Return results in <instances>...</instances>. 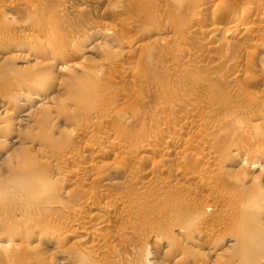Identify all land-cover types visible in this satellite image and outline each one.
I'll return each instance as SVG.
<instances>
[{"label": "bare ground", "instance_id": "obj_1", "mask_svg": "<svg viewBox=\"0 0 264 264\" xmlns=\"http://www.w3.org/2000/svg\"><path fill=\"white\" fill-rule=\"evenodd\" d=\"M31 1L0 0V264H264V0H191L193 7L186 5L192 18L180 39L162 36L171 32L170 17L161 20L165 27L158 19L140 33L143 28L139 32L135 22L121 17V0L116 5L98 0L109 2L120 18L104 25L108 40L109 31L120 38L117 46L111 36L118 54L105 61L88 59L95 53L90 43L100 36L98 28L78 25L79 32L69 36L40 19H8L17 7L35 9ZM173 1L180 9L187 0ZM80 3L61 0L58 10L87 11L95 0ZM61 14L49 19L57 23ZM12 22L23 29L21 37H28L16 39L19 46H10L5 34ZM70 23L63 27L72 28ZM150 33L171 47L175 62L168 64L167 74L181 77L202 66L211 72L194 71L191 85H204L212 73L237 82L248 101L240 100L241 109L232 116L219 115V105L212 103L216 95H208L204 106L195 99L196 91L189 97L176 88L169 106L143 112L116 108L131 98L119 87L95 81L96 90L109 87V95L92 91L81 77L70 80L78 64L66 65L68 58L84 57L93 74L105 62L117 66L132 58L142 47L141 37ZM195 33L207 36L202 46L198 43L201 51L185 46L187 35ZM155 49L147 46L145 57ZM119 73L132 75L136 84L135 67L124 66ZM65 74L67 82L55 79ZM73 81L77 96L66 103ZM232 88L226 97L238 94ZM55 89L64 95L59 103L49 95ZM65 104L64 111L78 119L65 116ZM197 111L202 115L193 117ZM139 116L143 123L137 129L132 123ZM56 129L67 138L55 137ZM81 141L84 149L77 147ZM239 155L252 170L262 168L261 178L253 176L254 170L249 180L234 175L232 160ZM132 160L138 165H130ZM174 194L186 202L153 204ZM156 216L164 222L151 221Z\"/></svg>", "mask_w": 264, "mask_h": 264}, {"label": "rangeland", "instance_id": "obj_2", "mask_svg": "<svg viewBox=\"0 0 264 264\" xmlns=\"http://www.w3.org/2000/svg\"><path fill=\"white\" fill-rule=\"evenodd\" d=\"M30 1L31 0H29V2ZM75 1L76 0H72L74 5H76V2H77L78 5H80V6L82 5L83 6V4L80 3L81 0H79V1L77 0L76 2ZM96 1L98 2V0H95V4L91 5L89 7V10H87V11L86 10H84V11L82 10V11H78L79 12L78 13L75 10L73 12V9L70 6H68L70 8L69 9L68 8L64 9V12H62L63 14H61V12L58 10L59 9L58 7L61 6L60 5L61 4V0H32L31 1V5L34 3L36 5V7H35L36 10L34 8H33V10L32 9L28 10L30 7H17V8H15V10L9 12V14L11 16L8 19L10 21L14 20L16 23L17 22H22L24 19H27V17H28V19H27L28 21H30L31 19H32L31 21H37L38 19H40L39 21H41V22H44V21L47 22L46 25L48 24L49 27H52L54 29L55 28L56 29H60V30L62 29L61 31H63V32H64V30H66L65 33L67 32V34L69 36L74 35V34L79 32L78 31V25H79V28H83V27L86 28V29H88L90 27H92L93 29H97L98 28L97 30H99L100 36L97 39L92 40L93 42L90 43V46H92V45L94 46V50L95 51L94 50L93 51L95 53L92 54L91 58H88V59H90V60L93 59V60H97V61H105V59L107 57L109 59H111L110 57H113V54L116 52V50L118 51V47H113V45L115 46L116 43L112 40L111 36L114 35L115 37L113 36V38H114V40H116V39H118L119 32H117L118 36H117L115 31L114 32L113 31L107 32V33H109V35L112 34L109 37L111 40H108V38H106L105 35H103L104 32H105L104 31V28H105L104 25L106 24L107 21L115 20V22H118V20L120 18H115L114 13L112 11V8H110V6L114 5V3L116 5V1L117 0L116 1L112 0L111 3H110L111 5L109 4V2L97 3ZM140 1L139 0H121L120 1L121 3H123V6L120 7L121 9H123L122 10L123 14H121V17L126 18V19H130V20L133 21V23L135 22V24H134L135 25V30L140 32V31H142L143 27H145L147 29L148 28L147 26H148L149 23H152L153 21L158 23L159 22L158 19L160 20L159 23L161 24V25L160 24L159 25L162 26V24H163V26H164V24H165L164 20H166L167 17L168 18L170 17V18H172L171 19L172 21H171L170 26H168V27L170 28L169 32L170 31L171 32L170 33H164L162 36L164 37V36H168V35H174L177 38L178 35H179V37L181 35H183L182 34V33H184L183 32L184 31L183 28L186 27V24L189 22V21L187 22V20H190V18H192V16L190 17L191 13L193 12V11H190L191 7H193V5H190V4H192V3H190V2H192L191 0H187V1L185 0L187 3L184 1L185 3L182 6V8H180V9L175 5L174 1L172 2V0H142L141 2ZM226 1L228 3L233 2L232 0H226ZM121 3H120V5H121ZM186 4H188L191 7H189ZM37 5L39 6L38 9H37ZM184 6H186V8ZM187 6H188V8H187ZM65 10H67V12ZM31 11H32V13H31ZM152 11H156V13L155 12L153 13ZM47 13H48V15H47ZM55 13L63 15V19H61L62 21L60 20L57 23L51 22V20L49 19V16H50V14L56 15ZM42 14L43 15L46 14V15H44L45 17L41 16ZM64 14H65V17H64ZM32 15H33V17H32ZM161 16L164 19H160ZM14 17H15V19H14ZM24 17H26V18H24ZM47 19H49V20H47ZM161 20L164 21V22H162ZM173 20H174V22H173ZM69 21H71V23ZM176 21H177V23H176ZM72 22H73V24H72ZM185 22H187V23H185ZM203 22L207 23L208 19H206V20L204 19ZM16 23L15 24H13V22L11 23V28H10V29H12L11 31L8 30L7 31L8 33L6 31H4V33L6 32L5 34L7 35V37L11 38V40L9 42L10 46H13V45L19 46L17 43H15L16 39H17V41L20 40L19 38L22 39L23 37L25 39H28V37H26V35L25 36L23 35L21 37V35L19 34L21 30L23 31V29H15L14 28V27H16L15 25H17ZM69 23L71 25H73L74 27L77 26V28L76 27L74 28L73 26H71L72 28H68V29L63 27V26H66L67 24L69 25ZM17 28H18V26H17ZM138 28H140L141 30H139ZM75 29H77V30H75ZM146 29L143 28V32H140V33H144V30L146 31ZM67 30H69V31H67ZM181 30H182V32H181ZM176 31L179 32V34L178 33L174 34V33H176ZM9 32H10V35H9ZM110 32H111V34H110ZM113 33H115V34H113ZM171 33H173V34H171ZM46 35H48V34L47 33H43V37H46ZM147 35L141 37V41L139 42V46H142V47L141 48L139 47V49H137V51L134 53V56L132 58H129V59H126V60L123 59L121 61L122 64L121 65H117V66L111 65L110 62H109V65H108V62H105L103 64V70H100V71L98 70L99 72L97 71V72L93 73L95 75H93L90 72V70H89L90 64H88L89 61L84 59V57H80L79 58V57H75L74 56V57H72V59L68 58L67 60H65L66 63L64 62L66 65H69V64H72V63L73 64L74 63L78 64V66L75 67L72 70L73 73H74V76L70 77V80L72 78L81 77L82 82L84 84H86V86H88L91 89H93L92 91L96 90V86L94 87L93 85L95 84V81L97 82L98 80L105 81L107 83V86H109V87L110 86L111 87H113V86L114 87H119V88H121V90H123V92L125 91V93L127 94L128 98L129 97H131V98L133 97V98L132 99L131 98L128 99L130 102L129 101L128 102L127 101L126 102L123 101L124 102L123 104H121L119 102V106H117L116 108H118V107H120V108L121 107L122 108H124V107L130 108L131 107L130 109H133V108L139 109L140 108V110L144 109V110H142L143 112L144 111H149V110H154L156 108V106H158V104H159V106H162V105L163 106H167V105L169 106L171 103L174 102V98L171 95L172 94L171 91L176 89V88L179 89V90L180 89L184 90V92H186V94L188 96L190 95L189 97H191V94L193 93V91H196V94H195L196 96H194L195 99L197 98V100L199 99V101H203V102L204 101L206 102V100H204V99H206V97L208 95H213V96L214 95H216V96L218 95L217 97L219 99H220V97L223 98V96H224L222 101H220L221 99L220 100L218 98L216 99V96H214V98H215L214 102L215 103L212 102L216 108H217V105H219V107H218L220 109L219 115L226 114L228 116H232L235 112H237L239 109H241V108H239V105H238V102L240 100H242L244 102L248 101L247 93H244V92L242 93V91L240 92L239 84L237 82L235 83V82H229L228 80H224L223 81L221 79L220 80L216 79V77L211 76L212 73L208 75V78H209L208 81L209 82L207 81L208 82V83L206 82L207 84L205 83L204 85H191V83L189 82V78L193 74L194 71L203 72L204 74L211 72V71L206 72V70L202 66H200L201 68H198L197 66H194L191 74L189 73V74H186V75H182L181 77L172 76V75L167 74L168 73L167 69H168L169 65L170 66L173 65L174 63H172V62H175V61H173L174 59L172 58L173 57V52L171 50L170 45L166 46L164 44L163 40H160L161 39L160 37H162L160 35H157L155 33H150V34H147ZM190 35H192V34H190ZM13 38H14V41L12 40ZM55 38L58 39L59 41L61 40V37H59L60 39L57 36ZM187 38L188 39H187L186 43L188 45H185V46H191L192 50H196V49L197 50H200V49L202 50V48L200 46H202L201 45L202 41L206 40L205 38H207V36L202 34V33H200V34L199 33H195V34H193V36L187 35ZM121 39H125V38L122 37ZM116 42H117V46H118V43L120 42V38H119V40H116ZM160 42H163V43L161 44ZM63 43H65V41H63ZM140 43H141V45H140ZM198 43H199L200 46L198 45ZM9 45H6V46H9ZM61 45H63V44H61ZM34 46H41V44L34 45ZM64 46H68V45L64 44ZM147 46H152V47L156 48L158 51L155 49L152 54L151 53L148 54V55L146 54L148 57L147 56L145 57V53H146L145 49H146ZM160 46H161V48H160ZM114 49H115V51H114ZM40 50H42V49H40ZM117 54H118V52H116L114 55H117ZM57 56H59V54H57ZM40 57L41 56H39L37 58L39 59ZM137 60L139 61V63H138ZM153 61L156 63L155 65H154ZM205 62H208V59H206ZM127 65H129V66L131 65V66L135 67L136 69H138L137 78L138 79L141 78V80L137 79L136 84H137V82L140 81L137 84V86H136V84H134V81H135L134 78L135 77H133L132 75L129 74V75L120 76L119 70L122 69L124 66H127ZM220 70H222V68L218 69L219 72H220ZM55 76H56L55 79L59 78V79H63L65 82L68 81V80H66V78L68 76L66 74L61 76V77H59L58 75H55ZM74 83H75V81L72 82V84H73V85H71L72 92L69 93L71 96H66L67 98L66 97L64 98V99H66V103H67V101L69 99H74L77 96V88L74 85ZM209 85H210V87H209ZM211 85H212V87H211ZM109 87L104 88L103 90L102 89H100V90L102 92H104V93L108 91L107 93H109V95L110 94L112 95L113 92L111 91V89ZM231 87H233L236 90H238V91H234V93L236 92L239 95L238 94H233L232 96L230 95L231 97H226L225 93ZM94 88H95V90H94ZM233 88L231 89V92H233L232 90H235ZM252 89H254V88H252ZM100 90L98 89V90H96V92L98 91L97 93H99V92H101ZM1 91H4V90H1ZM58 92H57V89H55L49 95L51 97H54V101H57L59 103L60 99L62 101L64 95L62 94V91L60 89L58 90ZM215 100H218V101H215ZM205 102H204V106L207 103V102L206 103ZM218 102H219V104H218ZM136 103H138V104H136ZM210 104L211 103H209V105ZM209 105H206V107L209 106ZM56 107L57 106H55V109H56ZM65 107H66V104L63 106V110L62 111H64ZM64 113H65V116L68 117V118L78 119V116L75 115V114L68 113L67 111H64ZM200 113H201L200 111L199 112L197 111L196 114H195V112H193L192 116L193 117H200L202 115V113H201V115H200ZM53 114H54V112H53ZM133 120H134V122L132 123V121H131V123L133 125L135 124L136 125L135 127H137V129H138L139 125L142 126V123H143L142 117L139 116V118L137 120H135V119H133ZM139 120H140V122L137 125V122ZM135 121H137V122H135ZM145 121H146V123L149 122L148 119L145 120ZM105 125H107V124H105ZM109 125L111 126V124H109ZM67 126H69V125H67ZM140 126H139V128H140ZM59 127H61V126H59ZM26 131H27L26 129L22 130V133L26 134L27 133ZM60 132L61 131L56 129L52 134L55 137H57L58 139H61V140L66 139L67 135H65V132H63L61 134H60ZM240 142H241V139H240ZM244 142L245 141L242 140V143H244ZM234 143H236V142H234ZM77 147L80 148V149H84V147H85L84 146V141L83 142L82 141L79 142ZM220 151H219V153H221ZM108 160H111V159L109 158ZM232 161H233L232 162L233 164L231 166H232V168L235 171L233 173L237 177H242V175L245 174V175H248V179L247 180H249L251 178V176H252L251 173H252L253 170H254L253 171V176L256 175L258 177L259 174H262L261 173L262 168H260V166L256 167V168L254 167L253 170H252L249 167V164L245 163V165H244L243 164L245 162L244 158L242 156H240V155L234 157V159ZM133 163L136 166L138 165L133 160L130 161V165H132ZM258 178H261V175ZM260 187L261 188L264 187V184H261ZM174 195L172 196L173 198L171 197L168 201L167 200L166 201L158 200V202L155 201V203H153V204L154 205L156 204L157 206H160L161 208H163V207H166V206H170L171 203H175V202L183 203V202H186V200H187V199L183 198L182 196H180L178 194L177 195L174 194ZM178 196H179V198H178ZM181 197H182V199H181ZM197 197H198L197 200H199V199L201 200V198H199L200 195H197ZM183 199H185V200H183ZM152 217L150 219H151V221L153 220L154 222H159L158 218L160 219V223H163L164 220H165V217L161 218V216L160 217L156 216L154 219ZM138 241H139V239H138ZM138 241H137V244H138L137 247H140L141 244ZM134 244L137 245L136 241L134 242ZM170 264H172V261L170 262Z\"/></svg>", "mask_w": 264, "mask_h": 264}]
</instances>
